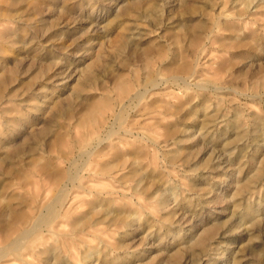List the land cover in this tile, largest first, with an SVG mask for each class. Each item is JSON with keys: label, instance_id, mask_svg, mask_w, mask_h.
<instances>
[{"label": "rangeland", "instance_id": "rangeland-1", "mask_svg": "<svg viewBox=\"0 0 264 264\" xmlns=\"http://www.w3.org/2000/svg\"><path fill=\"white\" fill-rule=\"evenodd\" d=\"M77 170L3 264H264V0H0V247Z\"/></svg>", "mask_w": 264, "mask_h": 264}, {"label": "bare ground", "instance_id": "bare-ground-1", "mask_svg": "<svg viewBox=\"0 0 264 264\" xmlns=\"http://www.w3.org/2000/svg\"><path fill=\"white\" fill-rule=\"evenodd\" d=\"M87 75H89V74H87ZM153 82H155V81H153ZM138 94H141V92H139ZM118 118H119V114L117 115L116 119H118ZM112 131H114V130H111L110 134L106 138L111 137ZM106 138L96 140L95 142H93V144L92 143H86L84 145L85 146L84 150L81 151V154L83 156L87 155L86 158L90 159V157L93 156V154L96 152V150L99 148V146H101L102 143L105 140H107ZM101 171H103V170H101ZM59 172H57L55 175V178H56L55 181L56 182L58 180H61L64 178L63 175H60V174H64V173H61V172L59 173ZM80 177H81V175L79 174L78 170L75 173L69 172L68 176H66V181L59 186V188H58L59 191H58L57 195H55L53 200L51 202L45 204L44 208L41 211L39 210V212H37L35 215L30 217V219H31L30 223L31 224L26 222L27 216L24 212H16L15 209L14 210L12 209V212H10V215H9L11 217V222L9 223V225L7 227H5V230H3V238L2 239L6 242V244L2 245L0 247V264H3L4 260L9 256H13V258L15 260H23L24 261V256H25V253L23 251L24 249H27L28 254H32V253L36 252L35 246L33 245L32 242L35 239L41 238L40 237L41 233L45 227L48 228V231L50 233L55 234V231L51 228L52 225L56 221H58V219L64 218L65 216H67V214L63 213V211L66 210V208H67L66 206L69 203L68 202L69 201L68 196L70 194L69 185L75 186V184L79 182ZM77 187L78 188H85L82 183H79ZM8 213H9V211L7 212V214ZM5 217H7V215ZM20 224L21 225L27 224V225L24 227L22 226V228H21ZM6 225H7V222H5V226ZM12 234H15V236L13 237ZM10 236H12L13 238L12 237L10 238ZM204 240L205 239L202 237L196 239V241H199V244H201V245H203ZM50 250L51 249L47 248L43 251L48 252ZM116 260H114L110 263L108 262V264H116ZM125 264H127V262ZM133 264H135V263H133Z\"/></svg>", "mask_w": 264, "mask_h": 264}]
</instances>
